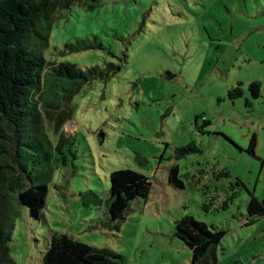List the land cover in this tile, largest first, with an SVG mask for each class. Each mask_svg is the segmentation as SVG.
I'll return each mask as SVG.
<instances>
[{
  "label": "rangeland",
  "instance_id": "1",
  "mask_svg": "<svg viewBox=\"0 0 264 264\" xmlns=\"http://www.w3.org/2000/svg\"><path fill=\"white\" fill-rule=\"evenodd\" d=\"M81 40L103 48L66 53ZM44 55L120 69L74 98L63 131L77 158L54 172L39 219L20 208L9 244L17 264H43L55 232L112 249L126 264H192L175 235L187 215L225 233L216 264H264V216L251 220L247 208L253 196L264 204V0L75 3L58 14ZM187 146L196 150L176 160L175 149ZM172 165L181 189L169 181ZM123 168L149 177L152 189L117 229L106 224V201L111 172ZM88 191L99 206L84 205Z\"/></svg>",
  "mask_w": 264,
  "mask_h": 264
},
{
  "label": "trees",
  "instance_id": "2",
  "mask_svg": "<svg viewBox=\"0 0 264 264\" xmlns=\"http://www.w3.org/2000/svg\"><path fill=\"white\" fill-rule=\"evenodd\" d=\"M115 0H0V264H17L9 244L21 207L40 218L46 206L54 172L77 158L75 139L63 131L74 118V98L86 83L108 80L120 66L109 63L82 69L69 62H51L44 50L49 46L58 14L75 3L91 8ZM103 48L97 40H81L65 45L66 53ZM237 94L241 91L235 89ZM254 97L260 85L252 83ZM233 95V92H231ZM50 126L57 134L53 141ZM255 142L251 145L254 152ZM192 146L175 149L176 160ZM16 164L13 167L10 163ZM180 168L172 165L169 181L183 188ZM107 198V226L120 228L137 202H146L152 189L150 178L132 169H117L110 174ZM88 208L102 203L95 191L81 194ZM251 220L264 216V204L255 196L248 204ZM175 235L192 251V264H216L214 248L225 233L211 230L192 215L176 222ZM43 264H126V258L109 248L83 243L73 236L53 233Z\"/></svg>",
  "mask_w": 264,
  "mask_h": 264
},
{
  "label": "water",
  "instance_id": "3",
  "mask_svg": "<svg viewBox=\"0 0 264 264\" xmlns=\"http://www.w3.org/2000/svg\"><path fill=\"white\" fill-rule=\"evenodd\" d=\"M166 78H167V79H172V78H174V76L171 75V73H168V75L166 76Z\"/></svg>",
  "mask_w": 264,
  "mask_h": 264
}]
</instances>
